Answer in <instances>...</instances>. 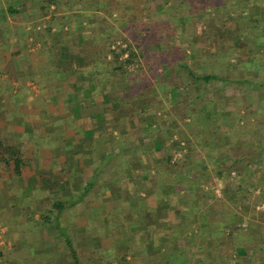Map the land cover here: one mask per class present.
<instances>
[{
  "label": "trees",
  "instance_id": "16d2710c",
  "mask_svg": "<svg viewBox=\"0 0 264 264\" xmlns=\"http://www.w3.org/2000/svg\"><path fill=\"white\" fill-rule=\"evenodd\" d=\"M89 1L91 0H0V37L1 34L4 35L0 39L7 45L8 40L15 39V45L20 46L21 52L27 56H31L29 45L39 44L40 54L52 53L57 45L55 48H58L57 54L63 63L61 66L67 68L72 57L65 52L69 48L64 46V42L69 37L68 34L72 35L78 31V43L86 46L82 48L77 62L80 63L81 60V64L88 67L85 76H88L90 92L86 94L92 97L94 94L101 95V90L106 86H113L117 70L122 69L121 66H116L122 54L128 52L127 60L123 61V65H128L136 58L135 50L139 49L141 52L142 48L146 47L147 50L140 55L148 66L149 75L147 76V72L143 78L153 79V87L158 91V87L160 88L167 104H162L160 93L157 94L154 90V94L150 95L153 92L146 88L149 103L135 101L133 112H136V115L143 114L141 123L148 124L155 144L161 152L164 150L161 160L165 162L164 168L157 171L164 182L162 193L169 198L175 197L176 204L179 205L168 208L174 213V224L160 223L161 229L170 227L176 232L164 235L156 247L153 244L147 245L146 242L137 244L131 238L130 231L134 221L121 216L107 219V226L110 230H117L118 234L114 237L102 235L103 239L112 242V247L95 250L96 257L93 259L86 260L88 251L76 248L71 236L65 234L74 264H264V211H256V206L264 202V186H261L262 183L256 185L251 180L255 175L249 168L250 164H241L250 154L259 157V161H264V96L259 97V111L252 109L247 98L254 91L260 95L264 92V0H175L176 4L167 8V18L163 21H156L152 16L150 4L156 0H94L93 5L89 4ZM96 5H100V8L96 9ZM141 5L144 11L140 8ZM123 9L126 16H118L113 22L107 19L108 15L121 13ZM97 11L103 13L101 24L96 20ZM206 17L211 21V29L220 32L222 41L224 36L230 37L231 31L235 34V37H231L232 48L228 47L227 50L236 49L237 51H231L230 56L237 58L234 62L225 59L220 63L212 61V64L210 57H216L217 54L214 56L211 53L206 56L204 63L212 67L202 72L199 68L196 69L198 65L186 59V52L180 48L182 42L176 43V38L180 36V27L189 29L190 32L198 21ZM144 19L148 21L145 22ZM85 21L88 23L78 24ZM228 22L231 24V30L230 26L227 27ZM98 24L101 27L99 36L102 41L99 38H96V41H87L84 32L87 25ZM64 28L68 32H63L64 35L60 39L55 32L65 31ZM126 34L133 37V45L130 42L126 49L114 51V41ZM29 39H32V42H29ZM55 40L57 41L54 42ZM173 41L175 44L171 45ZM249 43L254 45L249 48V57L242 58L243 54L239 52L248 48ZM151 47L154 49L153 53H161L156 54L157 57L171 56V60L165 63L163 72H159L158 67H153L146 59V56L152 54ZM221 47L224 48L222 43ZM89 52L92 58H89ZM50 67H53L52 64ZM181 70L185 71L184 75L178 74ZM126 73L123 68L122 77L117 81L124 94L132 92ZM230 87L235 91L238 89V93L242 90L244 98L239 100L237 96L230 94L222 98V101H217V110L220 112H226L231 103L240 102L242 105L239 111L231 113L235 124L228 130L230 136L217 145L221 152L219 158L224 163L229 158L230 151L227 147L230 146V138L239 131L252 136V143L244 148H234L233 153L239 155L237 160L233 161L234 165L238 164L235 169L238 178L234 183L229 180L233 170L228 167L223 171L214 172L207 168L205 160L200 156L204 149L202 147L209 144V138L199 136V132L191 130L195 127L200 109L209 107L216 101L208 92L217 89L220 93H227ZM206 89L208 90L205 91ZM206 93L208 96L203 99L202 95ZM131 95L134 100L141 98L136 91ZM109 98V95H103V100ZM112 100L116 103L118 99L113 97ZM184 104L189 109L186 116L178 110L179 106ZM131 110L128 108V112ZM169 115L173 116V120ZM189 117L192 121L189 122L190 131H187L183 125L184 119ZM157 121H161L159 123L164 125L161 126L162 129L164 127L169 133L160 131V128L158 130ZM179 153L180 159L174 160V156ZM219 179L222 182L221 196L215 193ZM256 189L260 190L259 194L255 193ZM243 196H246L244 200ZM81 199L82 197H79L78 201ZM76 203L74 201V206ZM68 205L57 203L54 209L62 212ZM251 213H255L257 220H251L252 230H244L241 222L245 215ZM133 220L142 222L139 224L142 228L149 224L147 214L142 220ZM244 235L249 236L248 241L240 239Z\"/></svg>",
  "mask_w": 264,
  "mask_h": 264
},
{
  "label": "crops",
  "instance_id": "0c3cea01",
  "mask_svg": "<svg viewBox=\"0 0 264 264\" xmlns=\"http://www.w3.org/2000/svg\"><path fill=\"white\" fill-rule=\"evenodd\" d=\"M8 41L13 52L0 54V264H74L65 234L93 259L95 250L112 247L100 237L118 234L109 217L147 214L146 228L131 224L137 244L156 247L176 232L160 227L174 224L168 208L178 204L164 194L160 201L164 182L156 165H163L164 150L148 124L134 129L124 109L110 113L109 103L86 94L88 67L73 62L76 55L67 68L57 57L56 67L46 68L50 55L35 59ZM57 203L69 205L57 212Z\"/></svg>",
  "mask_w": 264,
  "mask_h": 264
},
{
  "label": "rangeland",
  "instance_id": "374dc122",
  "mask_svg": "<svg viewBox=\"0 0 264 264\" xmlns=\"http://www.w3.org/2000/svg\"><path fill=\"white\" fill-rule=\"evenodd\" d=\"M113 1L115 2L116 0H113ZM93 3H94V0L89 1V4L93 5ZM175 4H176L175 0H156V1H153L150 4L151 11L153 12L152 16L154 17V19L156 21L166 20V18H167L166 15L168 14L167 8L172 7ZM96 7H95L96 9H99L100 5H96ZM140 8L143 9V11H144L143 5H141ZM234 13H236V12H234ZM234 13H232V14H234ZM96 15H97L96 20L98 21V23H100V19H103V13L100 11H97ZM118 16H121V17L126 16L125 10L123 9V11L121 13L115 12L112 15H108L107 19L110 20V22H113L114 18H116ZM234 16H236V14H234ZM132 17L134 18L133 15H132ZM144 21L147 22L148 19H144ZM85 23L87 24L88 22L87 21H85L84 23L79 22L78 24L83 25ZM25 25L27 26L26 23H25ZM230 25H231L230 22H228L227 27ZM87 26H88L87 29L84 31L86 38H87L86 40L90 42V40L96 41V38H99L102 41V38L99 36L101 33L100 32V30H101L100 25L98 24V26L97 25H94V26L87 25ZM29 27L30 26L28 25V28ZM64 29H66V28H64ZM54 30H56V28ZM230 30H231V26H230ZM81 31H82V29H81ZM63 32H68V30L66 29L65 31H62V32L57 30L55 32V34H57V37L60 36V39H61L62 36L64 35ZM77 32L75 34H72V35L68 34L69 37L67 38V40H65V42L63 41L64 46H67L69 48L65 52L68 55H71V57H74V55H76L75 59L72 60L73 62L75 60L76 64H78L76 57H80V53L82 51V48H85V46H86V45H82L81 43L80 44L78 43V41L76 39L78 36ZM219 33L220 32H217L216 29H211V21H210L209 17H206V19H202V20L198 21L197 24L195 25V27H193V30L190 32H189V29L180 27L179 28L180 36L178 35V37L176 38V43L182 42V43H180V46H181L180 48H182V50H184L186 52L185 53L187 55L186 59L188 58L192 64H196V66L198 65V67H196V69L199 68L198 70L204 72V70H207V69L212 67V65L204 63L206 56H210L211 53L214 54V56H216V54H217L216 57H213V55L210 57V58H212L210 60L211 63H212V61L220 63V62L224 61L225 59H228L226 61L234 62L235 59L237 58L234 56L233 57L230 56V53H232L231 51H237L236 49H230V51L227 50L228 47H231L233 45V40L231 37H235V34L231 31L230 37L224 36V39L222 41ZM3 36L4 35L1 34L0 38L2 39ZM1 39H0V52H1L0 54H2L4 56V54L7 52L12 53L14 48L12 47L11 43H8V45H7V43L3 42V40H1ZM29 42H32V39H29ZM130 42H131V45H133V37H131L130 35L126 34L124 37L119 36L117 38V40L114 41V44L112 45V49H114V51H116V52H120L121 49L122 50L126 49L128 46V43L130 44ZM221 43H222V46L224 45L223 49L221 47ZM174 44H175V42L173 41L171 43V45H174ZM49 46H50V43H49ZM56 46L57 45H55L53 50L51 51L52 53H47V56L50 55V60L48 59L47 64L51 63L53 68L56 67V65L54 63L55 57H57L56 60L58 61V63L61 62L59 60V55L57 53H55V52H57V49H58V48H55ZM87 46H89L88 43H87ZM253 46H254L253 44L251 45V43H249L248 48L243 49L242 51L239 52V54H241V55L243 54L242 58L249 57V55H248L249 48H253ZM16 49H18V52H21L20 46L17 45ZM38 49H39V44H36L34 46L29 45V47H28V51H32V54L35 57V59L37 57L41 56ZM145 49L147 50L146 47H145ZM145 49L142 48L141 52H143ZM152 50H154V49L151 47L150 51L152 54L149 56H146V59H148L150 61V63H151L150 65H152L153 67H156V68L158 67L159 72H163L165 69L164 66L166 65L165 63H167L171 60V56H158L157 57L156 54H161V53H157V51H155L153 53ZM225 50L228 52H226ZM135 51H136L135 52L136 58H135V60H133L132 63H129L128 65L127 64L123 65V61H125V59L127 58L128 52L121 55V60L119 63H116V66L117 67L121 66L122 69L117 70V72L115 74V79H113V81H114L113 86H106L104 90L103 89L101 90L102 91L100 93L101 95L96 96L94 94L95 98H101L99 100H103L104 94L109 95L110 96L109 100L106 99L104 101H106V103L110 104V109H111L110 113L113 111H117L119 107H120V109H124V111L122 112L123 116H126L128 118V120H131V125L134 126V129H135V127H137L141 124V122H142L141 118L144 117L143 114H140V115L137 114L136 115V112H133L134 102L140 101L141 103H149L150 98H149L148 93H145L146 88H150V90H151L150 92H153L150 95L154 94V90L157 91V94L160 93L159 97L161 98L160 100L162 101V104H167L164 101L165 97L162 95L160 88L158 87V89H159V91H158L155 86L153 87V85H152L153 79L151 77L146 78V79L143 78L147 72H148L147 76L149 75L148 66H146V64L144 63V61L140 55L141 54L140 50L137 49ZM158 52H161V51H158ZM88 56H89V58H92L91 52H89ZM89 58H88V60H89ZM109 58H111V57H109ZM0 61H1V59H0ZM47 64L45 65V67L49 68L50 65H47ZM123 68H124V70L127 71L126 78L130 79V85L132 87L130 91H132V92L136 91V93L139 94V96L141 97L138 100L132 99V97H133L131 95L132 92L131 93L128 92V93L124 94L121 85L119 84V82H117L122 77ZM12 69H13V66L11 65V63H8L6 71H9L8 73L11 74L8 77L11 82L13 79ZM227 70L230 71L229 69H227ZM179 73L184 75L185 71L184 70H181L180 72L178 71V74ZM184 78H185V76H184ZM186 82H184V83L187 84ZM251 88H253V87H251ZM253 89H255V88H253ZM207 90L208 89H206L205 91H207ZM236 91L233 90L232 87L228 88L227 93L226 92L220 93V91L217 89L214 90L213 92L209 91L208 94L211 93V95H212L211 98L215 97L216 101L214 104L209 105V107H206L204 109H200L199 114L197 115L198 120L196 123H194L195 127L191 128V130L193 129V131L199 132L200 133V134L198 133L199 136L210 138L209 144L205 145V147H202L204 149L202 150L203 153H201V156H200V158H203L205 160V162L207 164V168L212 169L211 171L214 172L215 170H217V171L222 170L223 171L228 167L229 169L233 170V171H231L230 176H229V180L232 183H234L238 178V173L235 170L236 167L238 166V164L234 165L233 161L237 160L239 155H236L233 153L234 148H237L238 146H241L242 148H244L249 143H252V138L249 135L247 136L246 132L239 131L238 134L235 135L232 139L230 138V141H229L230 146L227 147V149L230 151L229 158H227L225 163L219 158L221 152H219V147L217 145L222 143L223 140L227 136L228 137L230 136L229 135L230 131H228V130H230L231 127H233L235 124L234 116L231 113L235 112L237 110L239 111V109L241 108L242 105H240V102L231 103L229 105V107L227 108L226 112H222V111L220 112L217 110L218 109L217 101L218 100H219V102L222 101V98H226L230 94H233V95L237 96L239 98V100H242V98H244L242 95V90H240L239 93ZM206 95H207V93L203 94L202 98L204 99V97ZM262 95H263V93H262ZM113 97L118 99V100H116V103L112 100ZM259 97H260V93H258L256 91H254L253 93H251L247 96L248 101H249L250 105L252 106V109L255 111L256 110L259 111V107H260L259 106L260 105L259 104ZM124 98H126V99H124ZM181 98H182V100L184 99L183 96ZM201 102H202V104L204 103L203 101H201ZM180 106H179L178 110L180 112H182L184 114V116H186L189 112L188 107L186 108L185 104L182 107H180ZM231 106L234 107L233 110L230 109ZM128 108L132 109V110L128 112ZM216 111H217V113H216ZM158 115H159V112H158L157 116ZM263 117H264V115H263ZM169 118L171 120H173L172 115H169ZM190 121H192V119L190 117L184 119L185 123H184L183 127L187 131H190V126H189ZM159 122H161V121H157V123H156L158 125L157 129L159 130V128H160V131H165L164 127H163V129L161 127L163 125V123H159ZM230 122H231V124H230ZM152 126H154V125H152ZM170 127H172V126H170ZM131 129H133V128L131 127ZM165 132L169 133V131H165ZM186 135H188V134H186ZM205 151L210 152V154H211L210 157L207 159L205 157L206 155L204 154ZM243 152L245 153V149L243 150ZM180 157H181L180 153L176 154L174 156V160H178V159H180ZM259 159H260L259 157H253L252 154H250V157L244 158L241 161V164H243V165L250 164L249 168L253 171V175H255L251 180H253L256 185L262 183L261 186H264V178H263L264 177L263 176L264 175V161L263 160L259 161ZM162 163H163V165L161 163L158 164V165H160L159 167L156 165V168H158V169L164 168L165 162L162 161ZM260 179L261 180L263 179V181H261ZM221 190H222V182L219 179L218 183H217V189L215 190V193L217 196H221ZM157 193L159 195V198L164 194V193H162V190H159V189H158ZM255 193L259 194L260 190L256 189ZM245 197L246 196H243V200L245 199ZM160 201H162V203L165 202V200H163L161 198H160ZM159 204H160V206H162L161 203H159ZM111 205H114V204H111ZM186 210L189 211V209H186ZM256 211H264V202H262L256 206ZM189 212H191V210ZM169 219H172L174 221V219H175L174 214H172L171 218H169ZM169 219L167 218V220H169ZM74 220H75V218H74ZM251 220L256 222L257 217H256L255 213H251V215H245V219H243V221L241 222V226L243 227L244 230H246L247 228H250V226L253 222ZM131 221H135V220L132 219ZM91 224H93V223L91 222ZM254 224H253V226H254ZM157 226H159V224H157ZM250 229L252 230V228H250ZM253 229H255V228H253ZM99 230H101V229L99 228ZM247 232H249V229ZM248 237L249 236L244 235L240 239L242 241H248L249 240ZM100 238H101V240H103L102 237H100ZM158 242L159 241L156 240V244ZM257 264H261V263L257 262Z\"/></svg>",
  "mask_w": 264,
  "mask_h": 264
}]
</instances>
